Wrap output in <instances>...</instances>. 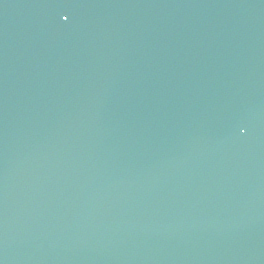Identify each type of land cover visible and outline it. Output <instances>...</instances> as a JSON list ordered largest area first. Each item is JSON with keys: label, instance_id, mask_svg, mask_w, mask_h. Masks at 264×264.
Here are the masks:
<instances>
[{"label": "water", "instance_id": "water-1", "mask_svg": "<svg viewBox=\"0 0 264 264\" xmlns=\"http://www.w3.org/2000/svg\"><path fill=\"white\" fill-rule=\"evenodd\" d=\"M263 232L264 0H0V264H264Z\"/></svg>", "mask_w": 264, "mask_h": 264}]
</instances>
